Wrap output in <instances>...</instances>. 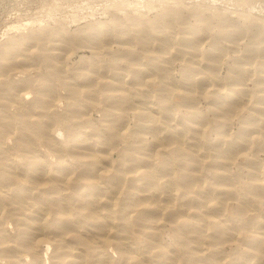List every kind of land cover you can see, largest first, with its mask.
<instances>
[{
	"label": "bare ground",
	"instance_id": "obj_1",
	"mask_svg": "<svg viewBox=\"0 0 264 264\" xmlns=\"http://www.w3.org/2000/svg\"><path fill=\"white\" fill-rule=\"evenodd\" d=\"M177 1L179 2V0ZM247 1L245 3L243 1V3L248 4ZM176 2L174 1V3ZM241 2L242 0H240ZM251 2L249 1V4ZM258 2L259 4L263 3ZM174 3V8H172L173 6L170 7L172 3L163 6L159 4L162 9L153 16H145L147 11L143 9L144 15L142 11V15L131 14L127 15L126 18L130 17V19H133L130 21L131 26L133 24L139 25L136 28H144L143 32L147 28L145 26L147 23L151 28L148 27L150 31L146 29L147 33H149L147 35L145 32V36L148 37L150 34L156 45L159 48H164V54L160 52L161 54L159 55V51L155 49L158 51H156L157 58L153 59L152 64L150 63L151 68L149 69H155V71L157 69L159 73V64L162 61L166 62L170 57L174 56L182 59L181 62L184 65L180 66L183 68L181 73H184L179 79H175L174 75V77L170 76L168 71V74L158 75L162 80H165L166 87L172 93H177L181 97L180 105L186 107L181 118L171 115V110L164 104L153 106L146 102L147 94L145 91L134 85L135 83L137 85L143 83V80L141 81L143 78L141 77L144 76L142 74L140 76V73L145 72L146 67H143V70L140 65L142 61L138 60L142 58L137 56L136 59V54L130 48L124 51L127 54L126 56H128L126 57L123 51H119V53L123 52L121 55L118 50L114 53L112 49H108L109 47H103V44L101 45L102 47H99L97 43L100 40L98 41L97 38L105 34L108 29L103 28V25L100 26L98 22H90L88 26H85L87 23L84 26L82 25L91 30L87 29L82 32L84 30L81 28V34H77L76 37L79 35L81 38L78 37L77 39L80 38L84 43L88 42L87 44H90L91 47H88L92 48V54L99 57L105 53L109 63L105 65L99 64L98 67H94L96 64H93L94 66L92 64L91 66L88 65L90 68L88 67L89 69L80 75L84 83L81 84V88L78 87L80 86L79 84L76 86L78 90L75 88L76 79L70 76L67 78L68 74L64 72L62 63L64 61L59 60L62 56L63 48L60 47L61 43L63 45L61 40L64 41L61 36L62 31L60 32L59 30L58 33V29L53 28L55 31H50L57 33L53 34L50 32V34H53L50 35L51 39L48 36L49 39L46 37L43 39L44 41L48 39L49 47L47 51L41 50L42 52L39 53V56L45 58L44 62L46 65L63 77L64 86L68 87L67 89H70L69 92L71 91L70 93L73 95H71L73 97H71L72 102L69 104L68 101L67 103L70 105L69 108L62 113L60 112L61 110L57 111V108H53L54 105L56 106L53 95L55 96L56 94H53L54 92L49 93V90L53 88H50L47 84L49 83L48 81H46L47 83L45 82L47 80L44 77L45 75H42L45 80L42 77L43 79L37 80L35 84L36 81L34 82L33 78L30 81L31 78H26V75L23 76L19 73L18 75L16 72L17 75L12 73L6 76L5 71L1 70L0 73L3 72L5 77L0 78V115L4 116L2 118L0 116V251H5L7 254L8 251L11 252L10 256L8 254V259H10L6 262L4 261V264H209V260L211 264H217L219 259L217 260L216 256L224 250L217 245V240L213 241V238L222 236L224 237L222 239L223 242L227 241V239L229 241L239 240L232 231L228 230L231 226L228 225V227L223 222L224 219H221L223 218L221 200L224 199L225 201L226 198L236 199V213L241 215L247 214L252 209L247 193L264 199V170L259 169L260 165L258 164L262 161L258 162L254 158L257 151H264V16L263 14L260 15V12H256V10L255 12L258 15L251 13V8L249 9L250 12L247 10V13L245 10L247 7L243 4L242 6H245V8L242 7L243 11L245 10L244 13L239 6L240 9L238 11L241 10L242 12H237V14L234 11L235 9H230L232 13L233 11L235 12L234 15H231L229 11L227 12L228 14H223L227 11L225 6H222L226 9L225 12L224 10H222L223 13L219 12L221 9L219 10V6L217 7V3H215L214 7L216 6L215 10L218 13H215L214 10L215 14H210L211 12L205 14L202 10L193 11L194 7H197L202 2H199L198 5L195 4L196 6L193 5L194 7L192 6V8H188L191 9L189 15L192 14L195 19L203 22L201 25L204 27L216 20L217 27L221 26V28L225 29L221 32L223 34L219 33L221 37L217 32H213L214 28L212 32L204 33L197 25L188 22L183 24L186 21L181 18L180 12L185 7L182 6L183 3L181 1L179 3L182 5L179 7L177 3V7ZM238 5L241 6V4ZM188 6L190 7V5ZM212 6L210 5V7ZM222 7L220 6V8ZM227 8L229 7L227 6ZM260 8L263 9L264 7L261 6ZM117 17L119 16H114L113 18ZM170 17L177 18V21H179L178 25L183 19V25H180L182 28L178 29L175 34L174 31L173 33L170 32L173 30L171 25H169L171 30L166 31L169 30L166 26L169 24L167 21ZM119 20L121 21V19L117 21L110 20L109 23L118 27ZM158 25H161L162 28L159 29L160 26L158 27ZM210 25L208 26L209 29ZM92 27L95 30H92ZM119 27L121 29L122 25ZM116 29L114 31L115 34H113L114 39L116 38L114 35L117 34V41L119 40L120 42L118 43H121V39L126 35V40L123 41L122 39L123 42H126L128 37L125 33L127 30L124 35L123 32H119V29L116 32ZM142 29L137 33L136 37H141ZM219 29L218 32L221 30ZM134 30H136L134 31L135 34L139 31L137 29ZM179 30H181L180 33H178ZM22 31H18L15 34L13 32L10 33L11 35L0 43V51H4L6 61H8L7 58H10L11 49L16 43L21 44L22 41L26 40V37L31 39L34 35H38L36 30L30 29L29 32L28 30L24 32V29H22ZM42 31L43 29L40 32L42 33ZM134 32H132L133 35ZM234 32L239 33V36L242 33L246 37L249 36V41L247 40L248 42L244 43L242 50H238L237 53L234 52L227 57H234L231 59L234 60V63L231 61L232 64L227 66L229 67L227 69L228 73L222 76V74L216 73L218 70H215L218 65H216V61L219 59H216V57H219L218 54H220L219 46L222 45L221 43L220 45L216 43L224 39L229 40L228 42H233L231 37ZM103 37L105 40L107 35ZM147 37H141V43L144 44L149 38ZM219 38L223 39L220 40ZM129 39L132 40L133 37H129ZM134 39L132 41H135ZM200 39H203V41L204 39L208 40L210 45L208 48L206 47L207 49L198 46L201 42ZM216 39L220 41L215 42ZM235 39L239 42L241 41L238 37ZM199 40L200 42L197 43ZM82 41L79 44L84 46L85 44ZM154 41H152V45L155 44ZM133 43L126 44H130V47H132L131 44ZM134 44L137 45L136 43ZM239 44L237 45L239 46ZM146 45H144L146 47L145 50H149L152 46L147 49L149 44ZM215 45H218L219 48H216ZM39 46L42 45L40 44ZM45 46L48 45L46 44ZM230 47L227 49H230ZM235 47H231L233 51L236 50ZM42 49L45 48L43 47ZM152 49H154L153 46ZM221 49L223 50L225 47H221ZM221 49L220 51L223 53ZM155 50H151L152 53L149 52L151 53L150 57ZM232 55L234 56L232 57ZM122 56L128 59L127 62L132 66L138 61L140 63L137 64V67L134 65L135 69L133 67L130 68L131 65H128V68L122 67L115 62ZM23 57V60H28L24 55ZM0 58L4 57L0 56ZM131 59L134 60L132 61ZM135 59L138 61L136 62ZM3 61L2 64L5 63L6 65V62ZM20 70L22 71V69ZM93 77L102 79L101 88L108 90L105 98H101L103 102L101 101L100 104L101 116L99 117V123L102 124L106 131L99 130L97 124L91 119L87 121L82 119V113L85 112L83 110L84 101L98 100L100 102V98L98 99L99 95L93 88V85H96L92 80ZM247 80L252 82V86H247V82H245ZM30 82L34 85L33 88L35 87L34 95L38 92L35 96L32 94L34 97L33 99L31 97L32 100L30 98L29 100L27 99L29 94L26 95L25 91H18L17 88L20 85L18 87L15 85L16 88L14 86L10 87L12 83H22L21 85L25 87L29 84L28 87L30 88L32 87ZM51 87L53 86L51 85ZM197 90H200L201 94L205 96L208 105L206 108L213 111V118H210V120L207 119L209 116L204 117L195 107L197 104L194 105L193 95ZM42 96L43 98L47 97L42 100ZM158 97L160 98L161 95ZM30 104L33 106H30ZM10 105L14 106L15 110ZM38 106L42 109L32 112L33 108L31 109V107ZM123 106L133 109L135 113L136 122L129 128H126L122 122V116L119 113ZM22 108H24V112ZM27 115L31 116L28 121L30 123L21 122L24 121V116ZM40 115L48 117L45 119L40 117ZM228 115L231 117L236 116L240 122L239 127H237L238 130L233 133L225 132L224 127H222L225 125L219 124L218 126L216 124L219 123L217 121L220 118ZM55 118L58 120H54ZM61 118L62 120H60ZM15 120H21L19 121L20 124L15 123ZM53 120L55 123L62 121L63 126L71 125L75 130L71 132L68 130L69 134L65 135L64 138H60L61 140L59 141L56 135H59L62 131H59L60 133L57 132L54 125L58 124L52 123ZM71 120L75 121L73 125ZM81 121L92 128L90 134L81 129ZM24 127L29 129V138L27 139L24 138ZM120 128H126V133L123 134ZM55 130L59 133L55 134L56 137L53 135ZM211 131H215L216 137L210 138L211 135L207 136ZM7 133L19 144L18 148L21 152L16 150L15 152L17 154L21 153L19 154L21 155L20 158H17L16 153L11 152L10 144L13 142L11 141L9 144L4 140L6 138L3 136ZM148 134L153 137V140H147L146 135ZM105 137H111L114 143L108 144ZM254 137L260 139L257 141ZM34 138H45L47 141L45 144L48 145L45 146L48 148L49 153L55 152L53 154H57L65 149V153L61 155L66 157L63 156L65 157L63 158L58 155L55 160L48 159L46 154L44 155L41 150L38 151L36 149V144H33ZM40 141H38V144ZM118 142H121L120 147H117ZM157 142L170 148L173 154L172 160L178 167L177 170L172 171L170 169V164L166 162L162 151H154V146ZM13 144L16 145L15 142ZM107 147H109V150ZM114 149L117 150L115 152L118 153V156L116 155V158L112 159L110 153ZM25 150L26 153H24ZM238 152H242L241 155L243 153L246 155V160L243 163L248 167V188L244 186L246 187L245 189H248L246 192L244 191L245 189L241 191L240 187L243 184L239 183L238 185V182L235 183V175L227 171V160L232 158L231 154L234 155V153ZM153 156H159V162L154 163V160L152 161ZM199 159L205 161L203 169L195 165V162ZM5 183L10 186H6ZM236 184L238 187L241 185L240 189ZM7 214L10 220H14L17 225L16 231L13 233L14 236H11L12 233L3 224L2 219ZM50 214L53 217L48 218L47 215ZM250 217L252 216L248 215L241 221L243 225L244 222L247 227L249 225V228H251L249 223H253ZM161 220L170 223L171 238L181 249H184L181 253L183 254L182 258L176 253L175 255L173 254V249H169L171 248V246H168L169 242L162 244L163 242L159 241L158 223ZM204 221L207 224H202ZM263 222L260 219L256 220L254 225V227L258 228L255 230L256 234H251V236L249 235L247 238L237 242L247 248V254L255 255V260H250L253 256L250 259L248 256H244L245 258L243 257L242 259L234 256V259L226 264H260L261 261L263 262L264 259L262 260V258L264 255L262 252L264 251L261 252L263 250L262 246L261 248L259 247L261 254L251 250L254 248L256 250V242L264 245V232H260ZM210 226H213V230L207 231L206 228ZM254 227L252 228L253 230L255 229ZM245 229L248 230V228ZM217 232L219 235H217ZM9 236L13 237V239H10ZM222 237H219L218 243L222 241L220 239ZM40 238L49 242L48 244L52 248V252L46 256L49 258H47L48 263L44 258L46 255L45 251L41 247V243L39 244ZM139 238L141 242H139ZM142 246L155 250H142ZM259 249L257 248V250ZM5 253L4 255L7 258ZM223 253L221 254L222 256ZM0 254H3V252H0ZM224 256L221 259H224Z\"/></svg>",
	"mask_w": 264,
	"mask_h": 264
},
{
	"label": "rangeland",
	"instance_id": "obj_2",
	"mask_svg": "<svg viewBox=\"0 0 264 264\" xmlns=\"http://www.w3.org/2000/svg\"><path fill=\"white\" fill-rule=\"evenodd\" d=\"M174 1L176 2L177 0H0V43L1 42H3L9 35H11L10 33H12L13 32V34H15V33H17L18 31L19 32H21L22 31V29H24V32L26 31L27 32V30H28V32H29V30L30 29H32V30H36L37 31V33H38V35L36 34V36L34 35L33 36V38H29L28 39V37H26V40H24V41H22L21 42V44L20 43H16L15 44V46L11 49V55H10V58H7L8 59V61H9V63H7L8 61H6V59H5V53H4V51L3 50H1L0 51V56H2V57H4V58H0V72H1V70L5 73V75L7 76L8 74H16V72H17V74L19 73L20 75H23V76H25L26 78H28V79H30V81L31 80H33L34 82H35V84L37 83V80L39 81L40 79H43L44 77L47 79V80H45V78L43 79V80H45V82L46 81H48L49 83H47L49 86H50V88H53V89H50L49 90V93L51 92V93H53V94H56L55 96L53 95V97H54V99H55V103H56V106L54 105L53 106V108L55 107V108H57L58 110L57 111H60L61 113L62 112H64V111H66L68 108H69V104H70V102H72V94L69 92V90L70 89H67L68 87H66V86H64V81H62L63 80V77L62 76H60L59 75V73H57V72H55L54 71V69H52V68H50V67H48L47 65H46V63L44 62L45 60V58H43L42 56H39V53H41L42 51H47V48L49 47V41H48V39L50 38L51 39V36L50 35H53V34H56V33H53L54 31H55V29H53V28H56V30L58 31V33H59V30H60V32H61V36H62V38H63V40L64 41H62L61 40V42H63V45H62V43H61V48H62V58L60 57L59 58V60H62V61H64V62H62L63 63V66H64V72L65 73H67L66 75H67V78H68V76H70V77H74L76 80H75V83H76V85H75V88H76V86H78V84L80 85V86H78V87H80L81 88V84H83L84 83V80L83 79H81L82 77H80V75L81 74H83V72H85L87 69H89L90 67L89 66H91V64L94 66V67H98V65L100 64V65H102V64H107V63H109L108 62V58H107V55L105 54V53H103V54H101V56H97V55H95V54H92L93 52H92V48H90L91 46H90V44L88 45L87 43H84L82 40H80V36L78 35L77 37H76V35L77 34H81V32H80V29L82 28L84 31H82V32H85L87 29H89V30H91L90 28H86V27H83L84 26V24L85 23H87V24H85V26L87 25L88 26V24H90V22H98L99 24H100V26L101 25H103L102 27L103 28H106V29H108V30H106L107 32L105 33V34H103V35H101V36H99V38H97V40L99 41L97 44L99 45V47H102L101 45L103 44V47L104 46H106V48H108V49H112V51H114V53H116L117 52V50H118V53H119V51H125V50H129V48L130 49H133L132 51L136 54L135 56H136V59H137V56H138V58L139 57H141L142 59H138V60H140V61H142L141 63H140V61H138V60H136V64H134V65H136V67L138 66L137 64L138 63H140V65L142 66V69H143V67L145 68V72L146 71H148V72H144L143 70V72H141L140 73V76H141V74H142V76H144V77H141V78H143V79H141V81L143 80V83H140L139 85H137L136 83L134 84V85H136L135 87H138V88H141V90H143V91H145V93L147 94V97H146V102L147 103H149V104H152L153 106H155V105H161V104H164L165 106H167V108L168 109H170L171 111V115H176V117H178V118H181V115H182V113L185 111V108L186 107H184L183 105H180V103H181V97L177 94V93H172L167 87H166V84H165V80L163 79H161L158 75L160 74H168V73H170V76H172V77H174L175 79H179L180 77H181V75L183 76V73H181V71H183V68H182V66H180V65H184V64H182L183 62H181L182 61V59H179V57L177 58V56H174V57H170L166 62H161L159 65H160V68L162 69H160L159 68V73L157 72L158 70L156 69V71H155V69H149V68H151V64H152V62L154 61L153 59L155 58H157V52H158V55L159 54H164L163 53V51H164V48L163 47H161V48H159L158 47V45H156V42L150 37L151 35L149 34V38L147 37V36H145L146 34H145V32L147 33V30L146 29H149L148 31H150V26H148V24L146 23L145 24V26H147V28L145 29V32H143L144 31V28L142 29V31L141 32H143L142 34H141V37L142 38H148L149 39V41H145V43L146 42H148V43H141V37H136L137 36V33H139L140 32V28H136V27H138L139 25H133L132 24V26L130 25L131 24V20H133V19H130V17L129 18H126L127 17V15L129 16V15H142L143 13H144V10L143 9H146L145 11H147L146 12V14H145V16L147 15V16H153L154 14H156V13H158L159 11H161V9H162V7L161 6H163V5H167V4H169V3H172V5L170 6V7H172L173 6V3H174ZM182 2L183 3V5L182 6H184L185 8L180 12V14L182 15L181 16V18H183L186 22H183V19H181L182 21L180 22V24L178 25V22L179 21H177V18H172V17H170L169 19H168V26H166L169 30H166V31H170L171 30V26H172V31H170V32H172L173 33V31H174V34L175 33H177L176 31L178 30V29H180V28H182V26H180V25H183V24H187V22L188 23H190V24H194V25H197L198 27H200L201 28V31L202 32H204V33H207V32H212V29H213V32H217L218 34L220 33V34H223V33H221L222 32V30L224 29V28H221V26H219L220 27V29H219V27H217L218 25H217V21L215 20H213V22H211V23H209L208 25H206L207 27L210 25V24H212V25H210L211 27H210V29H209V27L207 28V27H204L203 25H201V23H203V22H200L199 20H197V19H195V17H193L194 15H189V12H190V10L191 9H188V8H192V6L193 5H198L199 4V2H202L200 5H202V6H204L203 8H201L200 7V5H198L197 7H199V8H197V7H194V9H193V11H200V10H202V12L204 11V13L205 14H207V12H211L210 14H213L214 12V10H215V7H214V5H215V3H217L216 5H217V7L219 6V12H221V13H223V11L222 10H224V12H225V10L227 9V11L225 12V13H223V14H228L227 12L229 11V13L231 14V15H234V13L236 12V14H237V12L239 13V12H242L243 11V9H242V7L243 8H245V6L247 7V8H245V10H246V12H247V10H248V12H250L249 11V9L252 11L251 13H255L256 15H258V13H256L257 11H259L260 13V15L261 14H263V16H264V8L263 9H261L260 7L262 6V7H264V0H255L256 1V3H255V1H254V3H253V1L252 0H242V2L240 3V0H179V2ZM184 1V2H183ZM209 1V2H208ZM235 1V2H234ZM243 1H244V3L247 1L248 2V4H249V1L252 3H250L249 5L248 4H244L243 3ZM258 1H260V2H263V3H260L261 4V6H260V4H259V2ZM178 2V1H177ZM176 2V3H177ZM177 3L178 4V7L179 6H181L180 5V3ZM203 2H205V4H203ZM206 2H208V3H210L209 5H208V3H206ZM176 3H174V5L176 4ZM159 4L161 5L160 7H159ZM177 4L175 5L176 7H177ZM238 4H241V6L240 5H238ZM242 4L243 5H245V6H242ZM263 4V5H262ZM158 7H157V6ZM188 5H190V7L188 6ZM195 5V6H196ZM209 7H208V6ZM210 5L212 6V7H210ZM188 6V7H187ZM208 8H207V7ZM220 6L222 7H224L225 6V8H220ZM227 6L229 7V8H227ZM241 8V10L240 11H238L240 8ZM249 6V7H248ZM175 7V8H176ZM214 7V8H213ZM234 7V8H233ZM238 8L237 9V11H236V8ZM157 8V9H156ZM172 8H174V6L172 7ZM186 8H187V11H188V13H187V11H186ZM142 9V10H141ZM177 9V8H176ZM211 9H213L212 11H209V10H211ZM218 9V8H217ZM233 9H235L234 11H233V13H232V11L231 10ZM260 9H261V11H260ZM149 10V11H148ZM244 10V11H245ZM255 10H256V12H255ZM143 11V12H142ZM206 11V12H205ZM244 11H243V13H244ZM141 12H142V14H141ZM247 12V13H248ZM152 13V14H151ZM178 13H179V10H178ZM177 13V14H178ZM215 13H218L216 10H215ZM214 13V14H215ZM250 13V14H251ZM143 14V15H144ZM235 14V15H236ZM254 14V15H255ZM116 17V16H119V17H117V18H113L114 16ZM179 15V14H178ZM259 15V16H260ZM113 16V17H112ZM180 16V15H179ZM110 17V18H109ZM118 19H121V21L119 20V23H118V25L120 26V25H122V27H121V29H120V27L118 26H114V25H112V23H109L110 22V20L111 21H113V20H118ZM130 19V20H129ZM88 21H89V23H88ZM182 22H183V24H182ZM56 23H58V24H56ZM133 23V22H132ZM56 24V25H55ZM141 24H143V23H141ZM54 25V26H53ZM83 25V26H82ZM125 25V26H124ZM169 25H171L170 27H169ZM41 26V27H40ZM51 26H53V27H51ZM81 26V27H80ZM99 26V27H100ZM113 26V27H112ZM131 28H130V27ZM145 26H143V27H145ZM160 26V27H159ZM180 26V27H179ZM29 27H30V29H29ZM36 27V28H35ZM40 27V28H39ZM45 27V28H44ZM49 27H50V29H49ZM117 28L116 29V32H117V30L119 29V32L121 33V32H123V34H124V32H126V30H127V32L125 33V34H127V37L129 38V37H133V39L135 40V41H132L131 39H129L128 40V38H127V41L126 42H123L124 40H126V35H125V37H123L122 38V36H120V38H122L123 39V41H122V39H121V43H118V42H120L119 40L117 41V34L116 35H114V36H116V40L114 39V37H113V34H115V28ZM127 27V29H125ZM133 27V28H132ZM135 27V28H134ZM140 27H141V25H140ZM148 27H150V28H148ZM158 27H159V29L160 28H162V26L161 25H158ZM157 27V28H158ZM224 27V26H223ZM39 28V30L42 28L43 29V31H42V33L39 31V30H37ZM61 28V29H60ZM78 28H79V30H78ZM85 28V29H84ZM94 28H96V27H94ZM98 28V27H97ZM166 28V29H167ZM225 28H227L228 29V27H226L225 26ZM17 29H20V30H18L17 31ZM44 29H45V33H44ZM49 29V30H48ZM129 29V30H128ZM130 29H133V30H131L130 31ZM134 29H137V30H139V31H137L136 32V34H135V32L134 31H136V30H134ZM218 29L220 30L219 32H218ZM50 30H54V31H50ZM77 30H78V32H77ZM92 30H95V29H93V27H92ZM96 30H98V29H96ZM121 30V31H120ZM124 30V31H123ZM215 30V31H214ZM225 30V29H224ZM47 31H49V32H47ZM108 31H109V33H108ZM130 31V33H128ZM180 31L181 30H179L178 31V33H180ZM23 32V31H22ZM40 32V33H39ZM50 32L51 33H53V34H50ZM80 32V33H79ZM114 32V33H113ZM132 32H134V35H133V33ZM49 35H48V34ZM119 33V34H120ZM149 33V32H148ZM148 33H147V35H148ZM40 34H42V35H40ZM46 34V35H45ZM219 34V35H220ZM236 36H235V35ZM40 35V36H39ZM105 35V37H106V35H107V39L105 38V40H104V36ZM120 35H122V34H120ZM123 35V36H124ZM140 35V34H139ZM138 35V36H139ZM219 35H218V37H219ZM243 35V37H241ZM37 36H39L38 38H39V40H38V38H37ZM42 36H43V38H42ZM49 38H48V37ZM60 36V37H61ZM135 36V37H134ZM221 36V35H220ZM233 36H234V38H233ZM244 36H245V38H244ZM48 38L47 39V41H44L43 39L44 38ZM78 37H80L79 39H77ZM222 37V36H221ZM238 37V39L239 40H241L240 42L238 41V40H236L235 38H237ZM101 38H102V40H101ZM125 38V39H124ZM241 38V39H240ZM42 39V40H41ZM139 39V40H138ZM220 40H222L223 38H219ZM219 39H216V41L215 42H218V41H220ZM231 39L233 40V42H232V44H231V42H228L227 41V39H224V40H226V41H224V40H222V41H220L219 43H216V44H219L220 45V43L225 47V49H221V47L222 48H224L222 45H220L219 47H218V45L216 46L215 45V47L216 48H219V53L220 54H218L219 55V57H216V59L217 58H219V59H217V61H216V69L215 70H218V71H216V73L217 74H222V76H223V74L224 75H226L225 73H228V71H227V69L229 68V67H227V66H229L230 64H232V63H234L233 61L234 60H231V59H233L234 57V55H232V57L233 58H227V57H229V55H231V54H233L234 52L235 53H237L238 52V50L240 51V50H242V48H244L243 47V45H244V43L245 42H248L249 40V36L248 37H246V35H244L243 33L242 34H240V36H239V33H236V32H234L233 34H232V37H231ZM230 39V40H231ZM243 39V40H242ZM46 40V39H45ZM77 40H78V42H77ZM117 41V42H115V41ZM137 40H138V42H140L141 43V45H143V46H141V45H139L138 46V44H140V43H138L137 42ZM151 40V41H150ZM200 40H201V42H200ZM199 41H197V43H199L200 42V44L198 45V46H201L203 49L204 48H208V46L210 45V43L208 42V40H206V39H204V41H203V39H200ZM206 40V41H205ZM234 40H236V41H238L239 43H241V44H239L238 42H236V41H234ZM245 40V41H244ZM248 40V41H247ZM41 41H43L42 43H41ZM80 41V42H79ZM81 41L85 44L84 46L83 45H81V44H79V43H81ZM101 41H106V42H102L101 43ZM138 43L137 45H135L134 43V45L133 44H131V46L132 47H130V44H126V43ZM152 41H154V43L155 44H153L152 45ZM224 41V43H222ZM244 41V42H243ZM45 42V43H44ZM203 42V43H202ZM39 43V44H38ZM227 43H229L228 44V47L227 48H229L230 46L231 47H235L237 44H239V46H238V48H237V46L235 47V49L237 50H235V51H233V48H231L230 47V49H227L226 48V46H227ZM233 43H235L234 44V46H232L233 45ZM237 43V44H236ZM42 45V46H39V45ZM48 45V46H45V45ZM105 44V45H104ZM202 44V45H201ZM44 45V46H43ZM86 45H87V47H86ZM97 45V46H98ZM144 45H146L148 48L147 49H149L150 47L149 46H153V48L154 49H152V46H151V50L152 51H154L155 49H157V50H155V52H154V54L153 55H155V53H156V57L155 56H151L150 57V55H151V50L149 49V50H145V48L146 47H144ZM155 45V46H154ZM83 46V47H82ZM88 46H90V47H88ZM134 46V47H133ZM141 46V47H140ZM45 48V49H42V48ZM41 48V49H40ZM141 48H144V49H141ZM206 48V49H207ZM239 48H241V49H239ZM220 49L222 50V52L223 53H221V51H220ZM232 49V50H231ZM42 50V51H41ZM59 50H61V49H59ZM40 51V52H39ZM146 51V52H145ZM157 51V52H156ZM165 51H167L166 49H165ZM122 52V53H123ZM149 52H151V53H149ZM161 52V53H160ZM2 53H4V54H2ZM117 53V54H118ZM121 53V52H120ZM119 53V54H120ZM122 53H121V55H122ZM148 53V54H147ZM23 55L25 56V57H27L26 59H28V60H23ZM127 54H125V52H124V56H126ZM217 55V56H218ZM124 56H122L121 58H119V59H117L115 62L116 63H118V65H120V66H122V67H125V68H128V65H131V64H129L127 61H128V59H125V57ZM126 57H128V56H126ZM4 61H3V60ZM228 59V60H227ZM132 61L134 60V59H131ZM151 60V61H150ZM2 61L3 62H6V65H5V63L4 64H2ZM25 61V62H24ZM156 61V60H155ZM231 61H232V63H231ZM222 62V63H221ZM134 63H135V61H134ZM146 63V65L144 66V64ZM151 63V64H150ZM133 64V63H132ZM225 64V65H224ZM89 65V66H88ZM130 66V68H132L133 67V69H135L136 67L135 66ZM139 65V66H140ZM223 65V66H222ZM92 66V67H93ZM221 66V67H220ZM89 67V68H88ZM135 67V68H134ZM181 67V68H180ZM224 67V68H223ZM167 70H166V69ZM218 68V69H217ZM20 69H22V71L20 70ZM133 69H131V70H133ZM149 70H151V71H149ZM154 70V71H153ZM180 70V71H179ZM153 71V72H152ZM167 71H168V73H167ZM226 71V72H225ZM3 72L2 73H0V78H2V77H5V75L3 74ZM162 72V73H161ZM218 72H220V73H218ZM7 73V74H6ZM25 73V74H24ZM16 74V75H17ZM18 74V75H19ZM39 75V77H38V75ZM100 74H103V73H100ZM143 74H145V75H143ZM172 74V75H171ZM42 75H45L44 77L42 76ZM174 75V76H173ZM41 76V77H40ZM43 77V78H42ZM33 78V79H32ZM38 78V79H37ZM83 80V81H82ZM95 83H96V85L94 86L93 85V88H94V90L96 91V93L99 95V97H98V99L100 98V102H98V100H96V101H84V109L83 110H85V112L84 113H82V119L83 120H85V121H87V120H89V119H91L92 121H94L96 124H97V127L99 128V130H101V131H106V129L105 128H103L102 127V124H100L99 123V117L101 116V110H100V104H101V101H102V99H104L105 98V96H106V94H107V92H108V90L107 89H105V90H103L104 88H101V84H103L102 83V79H100V78H98V77H93V79H92ZM33 81H32V83H33ZM78 81V82H77ZM1 82V81H0ZM79 82H81V83H79ZM245 82H247L246 84H247V86L249 87V86H252V82L250 81L249 82V80H247V81H245ZM23 84H24V82H22ZM21 83V84H22ZM32 83L30 82V86H32V87H28L29 86V84H27L28 86H26L27 87V89H26V87L25 86H23V85H21V84H11V86L10 87H12V86H14V88H16L15 87V85L18 87L19 85V88H17L18 89V91H22V92H24L26 95H28L29 94V96H28V100H29V98H30V100H32L34 97H33V95H34V88H33V86L34 85H32ZM62 84V85H61ZM51 85L53 86V87H51ZM48 86V87H49ZM64 86V87H63ZM83 86V85H82ZM66 87V88H65ZM78 87L76 88L77 90H78ZM85 87V86H84ZM14 88H11V89H14ZM33 90H32V89ZM24 89V90H23ZM31 89V90H30ZM31 91V93H30V91ZM53 90H55V91H53ZM66 90H67V92H66ZM107 91V92H106ZM34 92V93H33ZM50 93V94H51ZM68 95H67V94ZM70 93V94H69ZM33 94V95H32ZM38 94V92H36V94L35 95H37ZM31 95V96H30ZM34 95V96H35ZM72 95V96H71ZM159 95H161V97L159 98L158 96ZM68 96H70L69 98H68ZM31 97H32V99H31ZM45 97H47V96H45ZM45 97L43 98V96H42V100H44L45 99ZM72 97V98H71ZM102 97H104V98H102ZM66 98V99H65ZM102 98V99H101ZM193 100H194V105H196L195 107L201 112V114H203L204 115V117H208L207 119H209L210 120V118L212 119L213 118V111H211V110H208V108H206V107H208V105H207V101H206V98H205V96L203 95V94H201V91L200 90H197L195 93H194V95H193ZM205 98V99H204ZM41 99V98H40ZM0 100H1V98H0ZM68 101H69V104H67L68 103ZM162 101V103H160ZM103 102V101H102ZM60 103V104H59ZM65 103V104H64ZM192 103V104H193ZM54 104V103H53ZM67 104V105H66ZM65 105V106H64ZM12 105H10V107H11ZM30 106H33V105H31L30 104ZM30 106L28 105V107H29V109H30ZM198 106V107H197ZM60 107V108H59ZM12 108L15 110V107L14 106H12ZM11 108V109H12ZM33 108V111L32 112H35L37 109L39 110V109H42V108H39V106L38 107H31V109ZM44 109V108H43ZM22 110H23V112H24V108H22ZM56 110V109H55ZM100 111V112H99ZM59 112V113H60ZM119 113H120V115L122 116L121 118H122V122L125 124V126H126V128L128 127H131V126H133L134 125V123L136 122V117H135V113H134V111H133V109H131V108H127V107H125V106H123L122 108H121V110L119 111ZM1 116V118H2V116L3 115H0ZM233 116V115H232ZM4 117V116H3ZM40 117H43V118H47L48 116H43V115H40ZM30 118H31V116H29V115H27V116H24V121H21V120H15L14 122L16 123H18V124H20V122L19 121H21V122H24V123H27L29 120H30ZM58 118V117H57ZM57 118H55L54 120H58ZM4 119V118H3ZM54 120L52 121V123L54 122ZM60 120H62V118L60 119ZM59 120V121H60ZM58 121V122H59ZM66 121H68L67 119H66ZM62 121H60L59 123H55L54 122V124H58V125H54L55 126V129H57V132H61L62 131V133H57L56 132V130H55V132H53V135L55 136V134H59V135H56L57 136V138H59V139H57V140H61L60 138H64L65 137V135L67 136L68 134H69V131L71 132V131H73V130H75V128L73 127V126H71V125H66V126H63L62 125V123H61ZM73 122L75 123V121H73V120H71V123H72V125H73ZM82 122V126H81V129L82 130H84L87 134H90L91 132H92V128L90 127V126H88L87 124H85L83 121H81ZM217 122H219V123H216L218 126H219V124L220 125H225V126H222V127H224V131L226 132H231V133H233L235 130H238V128L237 127H239V124H240V122H239V120L237 119V117L236 116H234V117H231V116H225V117H222V118H220V120L219 121H217ZM28 123H30V122H28ZM61 125H62V127L64 128V130H63V128L61 127ZM238 125V126H237ZM59 128H58V127ZM69 128H68V127ZM71 126V127H70ZM62 129H61V128ZM66 128V129H65ZM68 128V129H67ZM126 128H120V131H123V134H125L126 133V131H125V129ZM237 128V129H236ZM72 129V130H71ZM223 129V128H222ZM69 130V131H68ZM23 131H24V134H25V137L24 138H29L28 136V131H29V129L27 128V127H24V129H23ZM64 131V132H63ZM68 132V133H67ZM64 133V134H63ZM61 135H63V136H61ZM210 136V138H213V137H216V133H215V131H211L210 133H208L207 134V136ZM27 136V137H26ZM55 136V137H56ZM61 136V137H60ZM208 136V137H209ZM4 138H6V139H4V140H6L9 144L11 143V141L14 143L15 142V144L17 145L18 143H16V141H14V139H13V137L11 136V135H9L8 133L7 134H4V136H3ZM54 137V138H55ZM107 140H106V142H108V144H112V143H114V141L112 140V138L111 137H105ZM146 138H147V140H149V141H151V140H153V137L151 136V135H146ZM11 139H13V140H11ZM254 139H256L257 141L260 139H257V137H254ZM10 140V141H9ZM43 141V142H41V141ZM38 141H40L39 142V144H38ZM45 142H47L46 140H45V138L44 139H39V138H34V142H33V144L35 143L36 144V149L38 150V151H40L41 150V152H43L44 153V155L46 154V156H47V158L48 159H50V160H55L56 158H57V156L58 155H61V154H64L65 153V149H63L61 152H56L57 154H53V153H55V152H53V153H49V150H48V148L46 147V146H48L47 144H45ZM10 144V148H11V152H13L14 154L16 153L15 152V150L17 151V152H21L20 150H19V148H18V146H19V144L17 145V147H16V145H14V144ZM44 145H43V144ZM121 142H118V146L117 147H120L121 146V144H120ZM34 144V145H35ZM42 144V145H41ZM39 145V146H38ZM46 145V146H45ZM40 146H42L41 148H40ZM24 149H25V147H24ZM107 149L109 150V147H107ZM19 150V151H18ZM157 150H160V151H162L163 153H164V155H165V158H166V162L168 163V164H170V169L172 170V171H175V170H177L178 169V167L176 166V164H174L175 162L172 160V156H173V154L171 153V150H170V148L168 147V146H165L164 144H159L158 142L155 144V146H154V151H157ZM115 151H117L116 149H114V150H112V152L110 153V156L112 155V159H115L116 158V155L118 156V153L117 152H115ZM24 153H26V150L24 151ZM42 153V154H43ZM19 154H21V153H16V155L18 156H16L17 158H20V156L21 155H19ZM242 154V152H238V153H234V155L233 154H231L232 155V158H230V159H228L227 160V164H226V166L228 167L227 168V171H229V172H231L232 174H234L235 175V179H234V181H235V183L236 182H238V185H239V183L240 184H243L242 185V187H240L241 188V191H243L246 187L248 188V179H249V177H248V175H247V171H248V167L245 165V164H243L244 162H245V160H246V155L243 153V155H241ZM51 155H53V156H51ZM153 155H154V153H153ZM49 156V157H48ZM51 156V157H50ZM55 156V157H54ZM62 157L63 156H65V155H61ZM45 157V156H44ZM66 157V156H65ZM65 157H63V158H65ZM46 158V157H45ZM63 158H61V159H63ZM254 158H256V160L258 161V162H260V161H262L261 163H258L260 166H259V169H261V170H264V151H257L256 152V154H255V157ZM25 159V158H24ZM262 159V160H261ZM154 160V163H157V162H159V156H153V158H152V161ZM243 160V161H242ZM263 163V164H262ZM195 165L197 166V167H199V168H201V169H203L202 167L205 165V161L203 160V159H199L198 161H196L195 162ZM263 168H262V167ZM204 171V170H203ZM246 173V174H245ZM0 176H1V174H0ZM247 176V177H246ZM7 183H5V185H6ZM9 185V184H8ZM8 185H6V186H8ZM237 185V184H236ZM238 185H237V187H238ZM10 186V185H9ZM244 186H246V187H244ZM238 187V188H239ZM239 188V189H240ZM243 189V190H242ZM246 190H248V189H245L244 191L246 192ZM249 192V191H248ZM247 198H248V200L251 202V206H252V209L250 210V211H248L247 212V214H241V215H238L237 213H236V203H237V201H236V199H232V198H226L225 199V201H224V199L223 200H221V205H222V208H221V211H222V215H223V218H221L222 220H223V222L224 223H226L227 224V226L229 225V226H231L230 228H228V230H230V231H232L238 238H239V240H237V241H229L228 239H227V241H225V242H223V238L224 237H222V236H219V237H222V238H220L222 241H220V243H218V241H219V237L217 236V235H219V233L216 235L217 236V238L215 237V239L213 238V241H215V240H217L216 242H217V245H219V247H221V249L222 250H224V251H222L221 252V254L223 253V256H224V254H226L225 256H224V259H221L223 256L221 255V254H218L217 256H216V259L218 260H216L217 261V264H218V262H219V264L222 262V264H226V263H228V261H230V260H232V259H234L233 257L235 256V258L237 257L238 259H242L244 256H248V258L250 259L252 256V258L250 259L251 261L253 260H255V258H254V256L255 255H251V254H247L248 252H246L247 251V248L244 246V245H242L241 243H237L238 241H241V240H243V239H245V238H247L249 235L251 236V234H256L255 233V230L256 229H258L256 226L254 227V225H255V221L256 220H258V219H260V220H263L264 221V199H262V198H259V197H257V196H255V195H252L251 193H247ZM252 216V217H250V218H252V221H253V223L251 222V223H249V224H253V226H251L250 225V227L251 228H249V225H248V227H247V225H245V222H244V225H243V222H241L245 217H247V216ZM5 217H3V224H5L7 227H8V229H9V231L12 233V235L11 236H14L13 235V233H15V231H16V223H15V221L14 220H10V218L8 217L9 215L7 214V215H4ZM50 216V217H49ZM261 216V217H260ZM47 217L48 218H51V217H53V215H47ZM255 219V221H254V219ZM4 219H5V221H4ZM226 221V222H225ZM242 225H241V224ZM15 224V225H14ZM202 224H207L205 221L204 222H202ZM208 225H210V224H208ZM11 226V227H10ZM15 226V227H14ZM228 226V227H229ZM245 226V228H248V230L247 229H245V228H243ZM10 227V228H9ZM169 227H170V223L168 222V221H164V220H161L159 223H158V239H159V241L160 242H163L162 244H164V243H168V246L170 247L171 246V248H169V249H173L172 250V252L174 251V255H175V253H176V255L178 254L179 255V257L180 258H182L183 256V254H181L182 253V251L184 250V249H181V247L178 245V244H176L175 242H174V240H173V238H171L172 236H171V232H170V230H169ZM213 227V226H212ZM211 226L210 227H208V228H210V229H208V228H206L207 229V231H211V229L213 230V228H212ZM240 229H239V228ZM242 227V228H241ZM255 228L254 230L252 229V228ZM13 229V230H12ZM204 229H205V227H204ZM251 229V230H250ZM250 230V231H249ZM13 231V232H12ZM260 232H264V222H263V227H262V229L260 230ZM259 234V233H258ZM189 235H190V233H189ZM221 235V234H220ZM161 237V238H160ZM9 238L10 239H13V237H10L9 236ZM43 239V238H42ZM41 238H40V240H39V244L41 245V247H43V250L45 251V261H47V263H48V257H46V256H48V254L49 253H51L52 251V248H50V244H48L49 242H47L46 240H42ZM161 239H162V241H161ZM139 240V242H141L140 241V238L138 239ZM229 241V242H228ZM13 242V241H12ZM45 243V244H44ZM257 243V245H256V250H255V248L254 249H251V250H253L254 252H258L259 254H261L259 251H260V249H259V247L261 248V246H262V249L263 250H261V252L262 251H264V245L263 244H260V243H258V242H256ZM255 243V244H256ZM46 244H47V246H46ZM167 245V244H166ZM49 246V247H48ZM215 246V245H214ZM47 247V248H46ZM254 247H255V245H254ZM46 250H45V249ZM142 250H146V249H148V247L146 248L145 246H142ZM150 248V247H149ZM257 248L259 249V250H257ZM50 249V250H49ZM230 249H232V250H230ZM148 250H152V251H154L155 249H148ZM181 251V252H180ZM230 251H232V252H234V253H232L231 252V254H230ZM1 253L3 252V254H0V263L1 264H4L7 260H9L8 259V257L10 256V253L11 252H9L8 251V254H9V256H8V254L7 253H5V251H0ZM7 252V251H6ZM47 252V253H46ZM4 253L5 254H7L6 256H7V258L5 257V255H4ZM114 253L116 254V252L114 251ZM227 253H228V255H227ZM24 254V253H23ZM181 254V255H180ZM247 254V255H246ZM255 254V253H254ZM262 254L264 255V252H262ZM237 255V256H236ZM239 255V256H238ZM232 257V258H231ZM263 257V256H262ZM48 258V259H47ZM245 258V257H244ZM248 258H246V259H248ZM4 259V260H3ZM264 259V257L262 258V260ZM222 260V261H221ZM249 260V261H250ZM5 261V262H4ZM209 262V264H211L210 262V260L208 261ZM261 263L263 264L264 263V260H263V262L261 261ZM260 263V264H261ZM206 264V263H205ZM208 264V263H207Z\"/></svg>",
	"mask_w": 264,
	"mask_h": 264
}]
</instances>
